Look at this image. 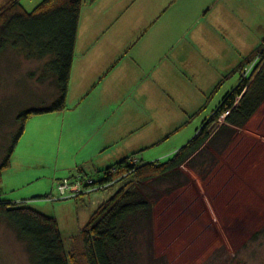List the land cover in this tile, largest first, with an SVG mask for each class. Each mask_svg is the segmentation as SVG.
<instances>
[{
  "label": "rangeland",
  "instance_id": "rangeland-1",
  "mask_svg": "<svg viewBox=\"0 0 264 264\" xmlns=\"http://www.w3.org/2000/svg\"><path fill=\"white\" fill-rule=\"evenodd\" d=\"M8 1L0 0V9ZM42 1L22 0V3L32 11ZM205 1L180 0L171 14L178 13L181 18L187 14L189 20L195 21L203 17L200 3ZM245 7L246 2L241 8ZM258 8L257 15L249 20L251 24L218 26L217 33L239 37L241 41L235 43L241 49L229 46L226 50L216 49L215 52L223 54L211 58L209 63L205 58V67L197 68L203 72L195 75L193 85H178L179 93L187 96L189 103L193 102L194 111L204 104L206 108L197 116L180 118L176 122L178 128L162 136L160 143L141 152L146 161H165L185 145L224 97L251 73L257 57L243 73L235 70L248 56L253 57L264 42V9ZM172 17L176 28H181L182 20ZM210 18L211 14L207 20L200 21L195 26L196 32L207 29V22L212 26L218 18V9ZM208 39L210 45L219 47L214 34ZM247 47L252 49L246 51ZM42 65L12 46L0 53V164L20 129L18 115L23 110L49 105L56 99L57 85L51 78H43L46 72ZM188 73L180 68L178 82H190L192 77ZM57 112L60 111L35 114L27 121L11 166L4 169L0 180V199L25 202L56 217L66 249L78 253L82 247L80 232L92 214L130 179L111 188L90 191L85 198H57L55 178L58 173L70 170L63 166L75 163L79 149L70 147L81 138L80 122L66 127L68 120ZM83 122L86 121L83 119ZM238 132L223 152L211 149L219 161L215 165L208 163L212 156L207 153L201 170L184 166L191 177L185 186L171 192H167L168 182H153L142 187L145 194L157 197L153 222L134 242L129 252L132 256L123 264H264V104ZM70 176L67 172L62 178ZM0 264H36L28 242L4 219H0Z\"/></svg>",
  "mask_w": 264,
  "mask_h": 264
},
{
  "label": "crops",
  "instance_id": "crops-1",
  "mask_svg": "<svg viewBox=\"0 0 264 264\" xmlns=\"http://www.w3.org/2000/svg\"><path fill=\"white\" fill-rule=\"evenodd\" d=\"M179 1L98 0L84 4L67 106L57 112L68 120L66 127L80 122L81 138L70 147L79 151L75 163L63 166L70 170L58 173L54 184L63 174L72 176L81 173L80 169L98 177L133 154L144 163L161 162L146 161L141 152L163 141L162 136L179 127L180 118L184 120L202 107L194 111L193 102L179 93L178 85H193L195 75L203 72L197 68L205 67V58L209 63L223 54L216 49H241L235 43L241 41L239 37L217 33L220 26L251 24L258 7L264 9V0H206L200 3L203 17L192 21L187 14L183 18L171 14ZM245 2L247 8H241ZM216 9L218 18L211 23L215 28L207 22V29L196 32L195 26L210 14L212 18ZM173 15L182 20L181 28H176ZM211 34L219 47L209 44ZM180 68L189 71L190 82H178ZM86 194L89 192L77 198Z\"/></svg>",
  "mask_w": 264,
  "mask_h": 264
},
{
  "label": "trees",
  "instance_id": "trees-1",
  "mask_svg": "<svg viewBox=\"0 0 264 264\" xmlns=\"http://www.w3.org/2000/svg\"><path fill=\"white\" fill-rule=\"evenodd\" d=\"M97 1L89 0V3ZM85 3V0H43L34 10L28 11L22 0H9L0 9V53L8 46L26 52L33 61L43 64L46 72L43 78H51L58 91L56 99L49 105L23 110L18 115L21 126L8 155L0 164V180L4 169L11 166L12 155L30 117L66 109ZM256 57L258 62L251 73L224 97L210 117L205 118L193 138L167 160L144 163L133 154L101 172L99 184L112 183L97 190L114 187L127 178L130 180L92 214L80 232L82 247L78 253L66 249L56 217L25 205V202L0 199V219L13 225L19 236L28 242L36 264H72L74 261L77 264H123L132 256L129 252L134 242L150 229L153 222L154 199L157 197L145 194L142 187L153 182H168L167 192H171L185 186L191 177L184 166L200 167L201 170L207 153L212 156L208 163H218L211 149L223 152L229 147L239 134L238 130L244 128L264 104V42L257 53L248 56L235 71L243 73ZM205 108L204 104L193 116ZM135 157L139 159L137 164L132 162ZM80 171L88 175L84 169ZM106 172L110 173L105 176Z\"/></svg>",
  "mask_w": 264,
  "mask_h": 264
},
{
  "label": "built area",
  "instance_id": "built-area-1",
  "mask_svg": "<svg viewBox=\"0 0 264 264\" xmlns=\"http://www.w3.org/2000/svg\"><path fill=\"white\" fill-rule=\"evenodd\" d=\"M139 161L138 158H132V162L137 164ZM116 168L112 171L114 172ZM110 173L106 172L105 176ZM102 179V178H101ZM100 178L91 176V175H84L82 173H76L70 177L63 178L58 183V192L59 195L57 198H70L74 196H78L82 193H88L93 190H97L98 188H102L108 186L112 183V181H108L104 184H99Z\"/></svg>",
  "mask_w": 264,
  "mask_h": 264
}]
</instances>
